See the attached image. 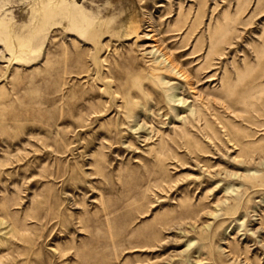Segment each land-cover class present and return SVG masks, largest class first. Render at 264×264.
I'll return each instance as SVG.
<instances>
[{
	"label": "rangeland",
	"instance_id": "rangeland-1",
	"mask_svg": "<svg viewBox=\"0 0 264 264\" xmlns=\"http://www.w3.org/2000/svg\"><path fill=\"white\" fill-rule=\"evenodd\" d=\"M0 264H264V0H0Z\"/></svg>",
	"mask_w": 264,
	"mask_h": 264
},
{
	"label": "bare ground",
	"instance_id": "bare-ground-1",
	"mask_svg": "<svg viewBox=\"0 0 264 264\" xmlns=\"http://www.w3.org/2000/svg\"><path fill=\"white\" fill-rule=\"evenodd\" d=\"M167 61V60H166ZM177 72V71H176Z\"/></svg>",
	"mask_w": 264,
	"mask_h": 264
}]
</instances>
